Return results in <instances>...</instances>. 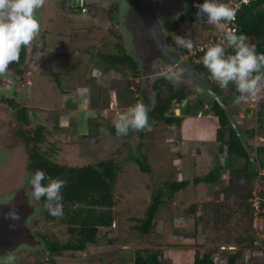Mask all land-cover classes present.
<instances>
[{
  "label": "rangeland",
  "instance_id": "1",
  "mask_svg": "<svg viewBox=\"0 0 264 264\" xmlns=\"http://www.w3.org/2000/svg\"><path fill=\"white\" fill-rule=\"evenodd\" d=\"M109 1L112 3L114 0ZM111 8L113 6L110 4L103 9L99 5H92V11L80 13L71 8L65 9L64 0H46L43 13L40 15L41 9L37 10L41 31L29 46L26 64L31 79L36 77L35 95L31 96L29 92L23 95L19 87V93H12L20 101L25 99V103L32 106L34 111L37 109L35 113L31 112L33 126L43 123L53 127L56 133L50 136V140L58 147L59 152L55 157L60 163L69 166L96 165L110 158L118 164L114 184L115 220L112 226L101 227L97 241L89 244L87 249L65 251L53 256L57 264H133L138 251L145 255L148 251H159L167 264H186L194 260L197 252L202 256L205 249H210L218 264H226L225 254L236 252L242 247L234 243L245 238L247 225L243 221L237 227V217L231 213L230 222L220 223L218 231L209 228L202 233L201 222L195 225V215L188 212V208L196 201L205 203L215 198L224 199L221 193L222 176L218 183L196 184L195 176L226 170L227 177L231 169L239 166L238 159L233 158L229 159L231 166L228 168L225 154L219 159L216 131L213 130L212 134L209 132L217 124L215 118L198 112L193 115L182 112L178 114L182 117L180 125L158 121L157 126H151L143 139L138 132L125 140L111 134L102 135L99 131L103 127L97 123L99 119L112 120L116 113L137 103L139 94L135 83L143 80L135 79L130 71H126V77L124 73L110 70V65L104 68V61L99 57L94 56L91 60L90 55L79 52L83 46L99 44L111 33L114 25V21L112 24L109 19ZM120 9L122 17L125 11L123 3ZM101 12L105 15H100ZM201 28V24L197 23L192 33L185 29L177 34H192L197 40L203 41L207 37L206 31ZM196 33H199L198 36ZM125 34L122 32L124 40ZM189 54L187 52L185 58L193 63ZM95 69L105 74L102 75L100 71L97 73ZM57 74L61 75L60 84L55 77ZM95 74L101 84L95 83ZM129 80L135 83L130 85ZM2 93L9 95L11 92L0 90V95ZM123 94L125 100L121 104ZM112 101L115 103H112L110 109ZM250 106H253L255 112L257 102H250ZM13 114L8 106L0 102V146L7 153V159L1 162L3 164L0 167V200L10 197L15 190L26 185L32 176L27 170L26 152L15 133L18 125L13 120ZM83 132L88 134L83 141L76 142L75 138L71 140L67 136L68 133L81 135ZM51 141L48 139V142ZM254 144H264V137L255 138ZM137 158H147L152 171H142L136 162ZM239 159V164H243L244 158ZM184 179H190L191 183L176 192L175 197H164L165 204L158 210L152 229L148 233L138 229L136 226L145 218L155 193L166 190L164 183ZM255 184L259 187L258 191L264 190V168H258ZM258 199L255 198L254 205L257 212L262 214H255L253 225L257 229L259 244H264V209L259 208ZM37 204L40 211L38 216L31 219L32 231L37 236L40 231L47 234L48 238L54 237L65 242L70 236L68 227L61 223L55 226L53 221L44 217L42 203L37 201ZM242 251L240 264H249L248 254ZM15 257L16 264H44V260L51 258V255L45 246L22 247L15 253Z\"/></svg>",
  "mask_w": 264,
  "mask_h": 264
},
{
  "label": "trees",
  "instance_id": "2",
  "mask_svg": "<svg viewBox=\"0 0 264 264\" xmlns=\"http://www.w3.org/2000/svg\"><path fill=\"white\" fill-rule=\"evenodd\" d=\"M225 1L226 0H221L222 3H225ZM203 2L204 0H194L191 12L187 14L186 23L179 21L176 28H178V26H187L188 22L197 20V8L195 5ZM111 11H113L112 8ZM110 16L111 15H109V17ZM97 17L99 18V16ZM111 18H113V16ZM201 19L207 20L206 17H201L198 20ZM237 22L239 29L236 33L246 35L248 37V43L255 45L258 53H264V0H250L248 3H243L239 10ZM112 28L111 33L107 34L99 44L94 43L95 45L91 47L87 45L85 47L83 46V49H80L79 52H85L87 55H90L89 57L91 60H93L94 56L99 57L104 61V68L110 65V70L114 69L119 71V73H124L126 77V71H130L131 74L135 76V79L139 78L140 80L143 75H141L138 61L129 53L122 34L114 28V25ZM193 37L194 35L189 38L192 39ZM93 39L95 41V37ZM193 40L195 39L193 38ZM86 43L87 41H85V44ZM87 47L89 50H87ZM28 48L29 47L22 49L20 62L11 64L7 74L13 75L18 81L14 92L15 94L19 93L20 90L23 95L29 92L32 96L35 95L34 82L36 77L34 78L35 80H32V75L28 73L29 71L26 68L29 53ZM184 50L186 51V48ZM232 53L233 50L229 49L227 54ZM203 55V53L196 55V58L199 59L197 68L207 75L209 72L202 63ZM95 70H97V73L99 71L103 72L100 69ZM104 74L105 72H103L102 75ZM94 76L96 77L95 83L101 84V82L97 81L98 75L95 74ZM55 77L60 84L61 75L57 74ZM19 83L20 85H18ZM131 83L134 84L135 82L129 80L130 85ZM135 84L137 86V93L140 95L137 97V102H139V99H142V103L145 104L146 80L143 79L141 82L139 81ZM17 87H19V90ZM154 89L156 91L155 102L151 106L152 108L149 109L150 126H157L156 123L161 120L166 121L168 124L175 123L180 125L182 123V117L177 115L174 109L176 103L181 102L187 96L185 88L177 89L166 78H162L154 83ZM214 89L223 97L227 106L231 108L238 127L252 152L255 154L257 168L254 169L252 160L236 130L229 123L224 108L216 102L212 115L217 122L216 140L218 142V153L220 154L219 159H222V155L225 154L227 157L226 166L228 168L231 166L229 159L233 158L238 159L239 166L231 169L227 177L226 170L220 173L209 171L205 176H195V184L201 182L218 183L222 176L221 193L224 199L218 200L215 198L214 200H207L205 203H192L191 207L188 208V212L195 215V225H197L198 221L201 222L202 233L206 232L209 228L218 231L221 224H228L230 222L231 213H235L237 217V227L240 226L243 221L247 225V229L244 230L246 236L245 238L239 239L237 244L234 243V245L242 246L238 251L227 252L225 254L226 264H240L243 259L242 250H245L249 256L247 257L249 264H264V244H259L257 229L254 228L253 225L255 214H262L261 212H257V208L254 205L256 197L259 198V208L264 209V190L261 189L258 191L259 187L255 184L258 168H264V144L260 146H255L254 144V139L257 136L264 137V98L257 102V108L255 112H253V106H250V103L241 104L239 106L234 105L233 101L238 95L234 85L230 84L227 89H221L219 85L215 83ZM123 97L124 94L120 98L121 104L125 100H123ZM0 102L8 106L14 113L13 120L18 125V129H15V133L26 152L27 170L30 174L33 175L37 169H41L51 177L67 182L66 186L62 189V217L57 218L50 215L44 207L45 200L43 198L39 200L45 209L44 217L53 221L55 226L61 223V225L65 224L68 227L70 236L65 242H61L59 239L50 236V238H48L47 234H42L40 231L37 232L38 236L44 239L45 247L48 248L51 255V258L47 257L44 260V264H57L56 258H54L53 255H61L65 251H83L88 248L89 244L97 241V236L101 227L112 226L115 220V213L113 210L115 206L114 184L118 164L114 159L110 158L102 160L96 165L69 166L60 163L55 157L59 152L58 147L54 144L55 142L53 143L50 140V136H54L53 127H49V125L43 123L32 125L33 120H31V112L35 113L37 109L34 111L32 106L25 103V99L20 101L19 98L12 95V93L9 95L2 93L0 95ZM112 103L115 102H110V109L112 108ZM231 105L234 109H232ZM101 115H104V113H101ZM97 123L103 126V128H107L108 134L117 136L111 119H107V121L99 119ZM135 133L136 132L130 131L129 134L123 138L127 140V138H130ZM147 133L148 131L138 132L142 139ZM67 136H69L71 140L75 138L76 142H79L85 140L88 134L86 132H83L81 135L79 133L78 135L75 133H68ZM48 139L51 143L48 142ZM239 158H244L243 164H239ZM136 162L142 171L146 173L152 171L147 158H137ZM44 183H47V181H44ZM190 183V179L174 181L172 183L166 181L164 183L166 190L162 189L155 193L147 208L145 218L142 220V223L136 227L148 233L153 227L158 210L165 204L164 197L168 195L175 197L174 194L176 192L185 188ZM30 190L32 191L31 184ZM37 220L36 224L39 223ZM210 224L213 225V227H211ZM100 264H105V262ZM133 264H167V262L161 257L159 251H148L146 255L143 254L142 251H138ZM186 264L218 263L213 259L212 251L210 249H205L202 256L197 252L194 260Z\"/></svg>",
  "mask_w": 264,
  "mask_h": 264
},
{
  "label": "clouds",
  "instance_id": "3",
  "mask_svg": "<svg viewBox=\"0 0 264 264\" xmlns=\"http://www.w3.org/2000/svg\"><path fill=\"white\" fill-rule=\"evenodd\" d=\"M172 1L175 3L177 0ZM249 1L236 0L233 4H229V0H226L225 3H222L221 0H204L203 3L195 5L197 8L196 15L198 19L206 17L207 20L197 19L188 22L187 26H184L185 28L178 26L176 32L180 33V31L188 29L192 33L195 31V25L199 23L201 24V29L206 31L205 36L207 38L199 41L196 37H193L195 39L193 40V38H189L190 36L192 37V34L187 36L177 34L175 37V43L181 47L183 53L185 55L187 52L191 53L189 55L193 58V63L196 66L199 61L196 55L199 53L204 54L202 63L209 73L206 75L197 68L203 74V80L201 81L205 82L223 102V97L215 91L214 84L217 83L221 89H227L230 84L235 86L238 95L233 103L237 106L258 102L264 98V53H258L255 45L248 43L246 35L236 33L239 29L237 22L239 10L243 3H248ZM193 2L189 4L188 12L181 17V22L186 21L187 14L191 12L193 7ZM45 3L46 0H0V77L7 74L11 64L20 62L22 49L31 46L33 40L39 35L41 23L37 18L36 12L42 9ZM178 3V5H181L180 2ZM81 7V13H86V9L83 11V8H87L86 5H81ZM197 34L199 33H196V36H198ZM185 48L186 51L184 50ZM229 49L233 50L232 54H227ZM192 74L195 75L193 72ZM152 75L142 76L146 80L145 104L137 102L126 110L116 113L112 118V125L117 136H127L130 131L143 132L151 130L149 109L152 107L147 104V82ZM195 76L197 77V75ZM160 79L162 78L157 79L155 82ZM211 98V100L207 99V102H204L200 110V107L197 108L196 113H203L208 103L211 102L213 106L207 115L213 116L212 111L217 101L212 96ZM181 102L175 105L176 114L177 110H179V114L182 113L180 110L183 107L180 106ZM228 108L232 113L231 108L229 106ZM187 113L188 115L190 114L189 112ZM233 118L236 122L234 115ZM229 123L231 124L230 121ZM99 131L102 135L108 134L107 128L102 127ZM215 131L217 132L216 126ZM44 181H47V183H44ZM66 183L65 180L53 178L44 170L37 169L30 178L32 191L27 194L30 200L34 198L39 201L43 198L45 200L44 207L48 213L53 217L59 218L63 216L62 189L66 186ZM6 218L18 220L19 214L17 211L11 210L6 214ZM15 259L16 257L9 252L3 260H0V264H14Z\"/></svg>",
  "mask_w": 264,
  "mask_h": 264
},
{
  "label": "flooded vegetation",
  "instance_id": "4",
  "mask_svg": "<svg viewBox=\"0 0 264 264\" xmlns=\"http://www.w3.org/2000/svg\"><path fill=\"white\" fill-rule=\"evenodd\" d=\"M87 1L89 0H77L78 6L73 7L67 5L68 0H64V7L81 13V5H86V12L93 10L92 5H99L102 9L108 7L109 4L112 5L114 9L112 8V15L109 19L112 23L114 21V28L119 33L124 32L128 35L125 34L126 40H124V37L123 40L125 44L127 43L126 46L131 56L138 61L141 75H151L152 71H159L155 74L168 72L169 77L165 78L175 88H185L188 95H197V98L189 100L181 107V112L191 114L199 99H212L202 90V86L192 76L193 72L200 80H203V74L197 69L196 64L191 63L189 58H185L183 50L175 43V37L177 36L176 24L188 12L189 4H192L193 0H177L175 3L172 0H145L144 4H141V0H128L127 3L124 0H114L112 3L109 0H95V2L90 3H87ZM142 1L144 2V0ZM178 2L181 5H178ZM122 3L123 7L125 6V11L121 17L120 8ZM69 4H72V0H69ZM36 13L40 20L43 8L40 15L38 11ZM99 14L105 15L104 12ZM112 16L113 18H111ZM88 37L91 36L88 34ZM184 100L180 103V106L183 105ZM188 105L189 108L187 109ZM0 159L1 167L3 164L1 162L7 159V153L2 146H0ZM22 187H27L31 193L30 180ZM33 202L37 204V200L34 198ZM38 208L40 211L39 206ZM38 215L39 212L34 216Z\"/></svg>",
  "mask_w": 264,
  "mask_h": 264
},
{
  "label": "water",
  "instance_id": "5",
  "mask_svg": "<svg viewBox=\"0 0 264 264\" xmlns=\"http://www.w3.org/2000/svg\"><path fill=\"white\" fill-rule=\"evenodd\" d=\"M95 2V0H89L87 3ZM141 4L145 3L141 0ZM179 4V3H178ZM68 6L72 5L73 7L78 6L77 0H72V4H69L68 0ZM193 78L202 86L203 90H206L211 96L224 108L229 121L237 131V134L239 135L242 144L246 148L252 163L253 167L256 166V159L255 155L252 152L250 146L248 145L245 137L243 136L242 132L240 131L239 127L237 126L233 115L228 108V106L222 101V99L215 94L213 90H211L207 84L201 80H199L195 75H193ZM160 77H169V73L165 74H156L152 75L148 78L147 82V104L148 106H152L154 103L155 98V91H154V83L157 79ZM17 79L9 74H6L3 77H0V90H7L11 93L15 92V88L17 85ZM197 95H189L183 102L184 106L189 100H192L196 98ZM207 102L205 98L199 99L196 103V105L193 107L192 113H196V109L198 107L199 110L203 107L202 105L204 102ZM213 106V103H208V106L206 109H204L203 114H208V111L211 110ZM189 108V105L187 106V109ZM177 114H179V110H177ZM1 161V159H0ZM30 192L28 191L27 187H22L17 190H15L10 197L7 199L0 200V260H3V258L11 252L13 256H15V253L22 247H28V248H34V247H42L45 246V241L43 239H40L31 229V219L32 217L39 212L38 205L33 202V199L30 200L28 194ZM15 210L19 214L18 220H11L9 218H6V214L11 211ZM14 264H16L14 262Z\"/></svg>",
  "mask_w": 264,
  "mask_h": 264
},
{
  "label": "built area",
  "instance_id": "6",
  "mask_svg": "<svg viewBox=\"0 0 264 264\" xmlns=\"http://www.w3.org/2000/svg\"><path fill=\"white\" fill-rule=\"evenodd\" d=\"M234 1H236V0H229V4H233ZM243 1H245V0H243ZM85 9H86V8H83V11H85ZM256 199H258V197H256ZM256 202H257V201H256Z\"/></svg>",
  "mask_w": 264,
  "mask_h": 264
},
{
  "label": "crops",
  "instance_id": "7",
  "mask_svg": "<svg viewBox=\"0 0 264 264\" xmlns=\"http://www.w3.org/2000/svg\"><path fill=\"white\" fill-rule=\"evenodd\" d=\"M111 15H112V14H111ZM215 124H216V123H215ZM215 126H216V125H215ZM215 126H214V127H215ZM213 130H215V128L212 127L211 130H209V132L212 134V133H214Z\"/></svg>",
  "mask_w": 264,
  "mask_h": 264
}]
</instances>
